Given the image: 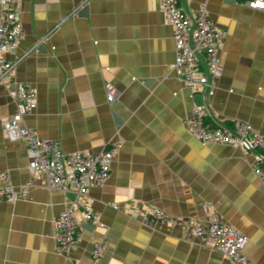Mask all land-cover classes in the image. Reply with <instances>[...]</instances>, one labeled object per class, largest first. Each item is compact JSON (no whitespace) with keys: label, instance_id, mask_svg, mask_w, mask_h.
Listing matches in <instances>:
<instances>
[{"label":"crops","instance_id":"0c3cea01","mask_svg":"<svg viewBox=\"0 0 264 264\" xmlns=\"http://www.w3.org/2000/svg\"><path fill=\"white\" fill-rule=\"evenodd\" d=\"M204 1L224 33L221 73L207 97L191 95L170 72L174 43L161 0L16 2L23 36L6 55L18 60L11 81L36 92L24 123L64 154H95L117 140L120 147L106 182L88 190L104 227L82 228L63 256L54 220L74 195L49 190L30 172L25 143L7 138L2 122L16 103L0 84V189L26 188L0 203V264H93L91 247L100 242L96 264H230L192 234L191 225L212 218L246 238L249 264H264V181L252 170L254 154L201 144L186 124L197 104L208 124L243 121L264 138V12L241 0H178L189 14ZM107 83L117 91L111 103ZM150 208L165 219L150 222Z\"/></svg>","mask_w":264,"mask_h":264},{"label":"built area","instance_id":"2783aa9c","mask_svg":"<svg viewBox=\"0 0 264 264\" xmlns=\"http://www.w3.org/2000/svg\"><path fill=\"white\" fill-rule=\"evenodd\" d=\"M17 1L0 0V84L6 85L8 95L16 103L15 112L2 122V128L8 139L25 143L30 172L43 177L49 190L74 195L73 201L54 220L56 249L67 256L81 239L82 225L104 227L88 202V190L92 186L103 185L108 179L110 163L120 141L95 154H64L58 141L39 138L24 123V117L36 108V92L31 86L11 81L18 60L6 57L23 36ZM241 2L250 9L264 12V0ZM160 10L172 29L174 59L170 72L189 88L191 95L211 96L213 81L221 73L218 50L224 33L213 24L206 2L200 3L194 13L189 14L180 7L178 0H161ZM105 94L107 102L111 103L117 91L107 83ZM186 124L191 135L201 144L235 146L254 154L252 170L260 181H264V138L249 123L234 121L231 126L210 125L203 108L193 104ZM1 179L8 180L6 175ZM25 192L26 188L17 191L4 186L0 189V203ZM145 215L150 222L165 219L164 212L158 208H150ZM133 216L137 217V213ZM190 228L202 246L222 254L230 264H249L243 251L247 240L233 227L212 218L205 225L193 224ZM104 250L103 242L93 243V264L99 261Z\"/></svg>","mask_w":264,"mask_h":264},{"label":"water","instance_id":"95a60500","mask_svg":"<svg viewBox=\"0 0 264 264\" xmlns=\"http://www.w3.org/2000/svg\"><path fill=\"white\" fill-rule=\"evenodd\" d=\"M82 228H92V226L88 225V224H84V225H82Z\"/></svg>","mask_w":264,"mask_h":264}]
</instances>
